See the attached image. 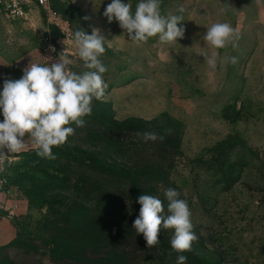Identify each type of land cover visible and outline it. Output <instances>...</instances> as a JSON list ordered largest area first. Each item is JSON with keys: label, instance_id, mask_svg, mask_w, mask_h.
Instances as JSON below:
<instances>
[{"label": "rangeland", "instance_id": "1", "mask_svg": "<svg viewBox=\"0 0 264 264\" xmlns=\"http://www.w3.org/2000/svg\"><path fill=\"white\" fill-rule=\"evenodd\" d=\"M218 1L161 0L163 15L185 9L184 37L176 43L152 37L133 44L136 49L130 51L106 48L101 60L108 88L104 98L93 99L85 125H72L74 134L52 148L55 159L38 156L37 149L15 156L9 171L15 196L5 202L10 211L3 214L14 238L0 247V264H76L59 261L63 251L57 247L71 244L60 228L77 222L72 216L77 209L86 212L85 222L93 219L95 182L106 196L98 204L108 214L104 224L124 251L108 254L114 264H176L181 254L187 264H264V0H233L254 15L241 20L220 19ZM226 1L220 0L222 6ZM51 3L75 31L126 34L115 19L109 23L103 15L110 0ZM131 7L134 11L135 5ZM24 13V19L15 21L0 9V47L12 45L18 52L25 48L30 61L46 27L33 4H25ZM217 22L238 31L236 48L216 50L203 40L206 29ZM213 52L224 61L218 59L215 68L206 62ZM66 56L72 60L71 71L86 70L74 44ZM231 57H236L235 64ZM114 122L125 124L127 131L111 133L99 126ZM87 131H99L121 144L107 151L110 176L96 175L88 163L69 161L78 156L87 160L97 150ZM145 131L165 138L144 142L140 134ZM42 166L51 171L44 172ZM52 168L62 174L58 180L46 175H55ZM122 174L127 180L119 179ZM168 188L187 201L191 212L197 239L188 252L171 248L172 229L162 228L154 247L143 234L133 239L124 234V225L133 227L139 215L137 198H159L166 212ZM89 243L80 249L74 243L73 252L109 259L104 257L107 250L96 256L93 240Z\"/></svg>", "mask_w": 264, "mask_h": 264}, {"label": "clouds", "instance_id": "2", "mask_svg": "<svg viewBox=\"0 0 264 264\" xmlns=\"http://www.w3.org/2000/svg\"><path fill=\"white\" fill-rule=\"evenodd\" d=\"M184 11L183 7L178 9V13ZM181 14L163 15L161 0H138L134 11L124 0H110L103 12L108 22L115 19L127 33L128 40L134 43L146 42L152 37L160 42L176 43L185 33ZM238 39V31L226 22L213 23L203 35V40L216 50L229 45L236 48ZM72 40L85 71H71V58L59 56L58 61L51 64L31 62L19 79L4 80L0 89V115L3 117L0 156L5 155V148L9 153L22 151L27 137L38 156L55 159L52 148L64 144L74 134L73 124L76 128L85 125L84 117L91 115L93 99L104 98L108 88L103 79L107 68L101 60L105 38L98 29H93L91 34L76 30ZM218 59L224 62L218 52H213L206 62L215 68ZM230 62L235 64L236 57H231ZM140 135L144 142H162L165 138L154 131ZM164 196L168 202L166 212L159 198L146 194L137 198L140 210L133 228L137 234H143L149 247L160 243L158 237L162 228L172 229L171 248L177 253L188 252L197 239L188 203L173 188L166 189ZM176 264H187V257L178 255Z\"/></svg>", "mask_w": 264, "mask_h": 264}, {"label": "trees", "instance_id": "3", "mask_svg": "<svg viewBox=\"0 0 264 264\" xmlns=\"http://www.w3.org/2000/svg\"><path fill=\"white\" fill-rule=\"evenodd\" d=\"M132 122H138L133 120ZM98 126V125H96ZM102 130L113 132V133H122L126 132L127 129L125 127V124H117L112 123L108 126L105 125H99ZM85 130V129H83ZM129 131V130H128ZM89 140L93 145H96L97 150H94L91 152L92 157L85 160L82 157L78 156L76 159H69L70 162H74L78 164V162L82 161L84 163L89 164V168L93 173H95L98 176H107L111 175V172L109 170V162L106 159L107 151L111 147H120L121 144L117 141H113L106 135H102L99 131H87V135ZM60 160V159H56ZM39 162L37 161L36 164ZM44 172L51 171V168L48 166H42ZM52 171L55 175H50L49 173H46V175L50 179H56L58 180L62 174H59L58 171H55L54 168H52ZM53 174V173H51ZM56 176V177H55ZM58 178V179H57ZM119 179L127 180V177H124V174H122ZM96 188V196H97V207L95 209V215L93 216V219L89 222H85V211L82 209H77L74 213H72L73 217H77V222L72 224L70 227L68 225L63 226L60 228L61 232H67V234L70 236L69 242L68 241L63 242V244L60 247H57L58 251H63V256L60 258L59 261L64 260V263H72L75 261L76 264H114V262H110L111 259L115 258H109L112 254H116L118 252L124 253L121 249V244L118 243L115 244V238H112L110 236L109 231H107V225L104 224V218L107 217L106 210L99 209L98 204L100 205V201H104L106 196L102 193L100 186L98 183L93 184ZM104 208V206H102ZM83 216V219L79 218V216ZM124 234L126 238H135V236H138L140 234H137L136 230L129 225H124ZM69 238V237H68ZM93 240V251L94 254L97 256V254H100L101 252H104V250H107L104 257L109 258L106 262L103 261L102 258H91L87 259L84 258L81 253H79L77 250L76 252H73V249L75 248V244L78 245L79 249L85 245L90 244ZM75 243V244H74ZM122 251V252H121ZM111 253L109 256L108 254ZM61 264V263H60Z\"/></svg>", "mask_w": 264, "mask_h": 264}, {"label": "built area", "instance_id": "4", "mask_svg": "<svg viewBox=\"0 0 264 264\" xmlns=\"http://www.w3.org/2000/svg\"><path fill=\"white\" fill-rule=\"evenodd\" d=\"M25 4H33L41 12V17L46 27L41 38L39 60L33 63L51 64L57 62L59 56L61 58L66 56L68 48L74 44L72 34L75 30L65 17L53 9L51 0H0V9H2L8 19H24ZM53 48L55 51H52ZM30 63H23L20 66L21 71L23 72ZM25 140L26 147L22 152L32 151L33 145L27 139ZM3 151L5 155L0 156V214L10 211V208L5 209V202L13 200L15 196L7 172L17 160L15 157L17 152L9 153L6 148Z\"/></svg>", "mask_w": 264, "mask_h": 264}, {"label": "crops", "instance_id": "5", "mask_svg": "<svg viewBox=\"0 0 264 264\" xmlns=\"http://www.w3.org/2000/svg\"><path fill=\"white\" fill-rule=\"evenodd\" d=\"M130 2V5L133 4L136 6L138 3V0H127L126 2ZM218 10H219V18L223 20H241V19H247V18H253L250 15V13L247 12L244 8H241L239 6V1H233V0H227L222 6V3H220V0L218 1ZM18 20V19H17ZM15 20V21H17ZM14 22V21H12ZM101 35L105 38V49L108 50H121V51H130L135 50L134 47H132L133 44L135 46L141 44V43H134L130 40H128L127 33H123L121 31H102ZM152 44V43H151ZM41 45V41H40ZM129 45V46H128ZM119 46V48H118ZM40 49V47H39ZM39 50L35 51L34 54L30 55L31 60L29 59V53L25 51V48L20 52L17 51V49L12 45H7L5 47H0V89H2L3 82L5 79H19L22 75V71L20 69V66L23 63L26 62H34L39 60ZM3 117L0 115V121H2ZM24 139H27L25 137ZM32 145L33 150H35V146L31 139H27ZM26 152V151H25ZM23 153L22 151L17 152V154ZM10 171V170H9ZM8 173L9 178H11V172ZM3 214H0V247H3L5 245H8L12 242L14 236L12 233V230L8 225H6V220L3 218Z\"/></svg>", "mask_w": 264, "mask_h": 264}]
</instances>
